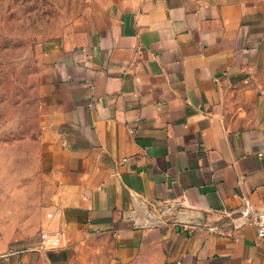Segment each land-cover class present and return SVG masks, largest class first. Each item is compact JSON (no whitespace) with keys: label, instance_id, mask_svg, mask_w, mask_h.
I'll return each mask as SVG.
<instances>
[{"label":"crops","instance_id":"1","mask_svg":"<svg viewBox=\"0 0 264 264\" xmlns=\"http://www.w3.org/2000/svg\"><path fill=\"white\" fill-rule=\"evenodd\" d=\"M53 45L29 141L45 203L30 174L0 264L89 237L117 264H264L243 225L264 205V0H102Z\"/></svg>","mask_w":264,"mask_h":264},{"label":"rangeland","instance_id":"2","mask_svg":"<svg viewBox=\"0 0 264 264\" xmlns=\"http://www.w3.org/2000/svg\"><path fill=\"white\" fill-rule=\"evenodd\" d=\"M101 1L0 0V237L6 240L29 230L30 174L39 180L38 206L45 203L44 169L29 141L40 138L38 117L56 57L53 44L90 21ZM112 256L109 241L89 237L71 248L66 262L41 264H117Z\"/></svg>","mask_w":264,"mask_h":264},{"label":"built area","instance_id":"3","mask_svg":"<svg viewBox=\"0 0 264 264\" xmlns=\"http://www.w3.org/2000/svg\"><path fill=\"white\" fill-rule=\"evenodd\" d=\"M250 225L258 238L264 244V205L253 208L246 213V221L243 225Z\"/></svg>","mask_w":264,"mask_h":264}]
</instances>
